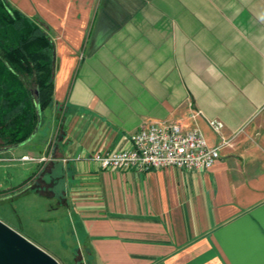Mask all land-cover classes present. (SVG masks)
I'll return each instance as SVG.
<instances>
[{"label":"crops","instance_id":"crops-1","mask_svg":"<svg viewBox=\"0 0 264 264\" xmlns=\"http://www.w3.org/2000/svg\"><path fill=\"white\" fill-rule=\"evenodd\" d=\"M8 1L45 23L55 67L42 150L0 158L53 152L27 182L66 210L78 263L264 264V0ZM211 119L229 143L204 171L87 159L150 122L212 146Z\"/></svg>","mask_w":264,"mask_h":264},{"label":"trees","instance_id":"trees-1","mask_svg":"<svg viewBox=\"0 0 264 264\" xmlns=\"http://www.w3.org/2000/svg\"><path fill=\"white\" fill-rule=\"evenodd\" d=\"M54 67L45 23L0 0V149L22 143L41 126L53 102Z\"/></svg>","mask_w":264,"mask_h":264},{"label":"rangeland","instance_id":"rangeland-1","mask_svg":"<svg viewBox=\"0 0 264 264\" xmlns=\"http://www.w3.org/2000/svg\"><path fill=\"white\" fill-rule=\"evenodd\" d=\"M49 112V108L43 111V119ZM47 130L46 125L39 128L27 146L17 147V155L20 156L27 147L33 153H39L42 150L41 136ZM2 155L0 152V157ZM36 172L34 162L0 158V219L53 255L60 264H79L83 252L74 256L72 228L66 210L54 206L53 197L40 195L29 188L27 181Z\"/></svg>","mask_w":264,"mask_h":264},{"label":"built area","instance_id":"built-area-1","mask_svg":"<svg viewBox=\"0 0 264 264\" xmlns=\"http://www.w3.org/2000/svg\"><path fill=\"white\" fill-rule=\"evenodd\" d=\"M218 141L208 145L198 128H185L175 122H150L141 125L129 135V148L110 153L94 152L87 159L102 169H126L139 172L150 169L174 167L186 172L204 171L211 168L220 157V150L229 143L220 135L223 123L207 121ZM54 159L52 151L39 157L24 155L21 160L46 162ZM77 160L82 157L78 156Z\"/></svg>","mask_w":264,"mask_h":264},{"label":"water","instance_id":"water-1","mask_svg":"<svg viewBox=\"0 0 264 264\" xmlns=\"http://www.w3.org/2000/svg\"><path fill=\"white\" fill-rule=\"evenodd\" d=\"M36 95H38L37 92ZM39 128L40 121L27 140L17 145L1 148L0 152L12 150L26 144L36 135ZM0 264L60 263L53 255L0 219Z\"/></svg>","mask_w":264,"mask_h":264}]
</instances>
